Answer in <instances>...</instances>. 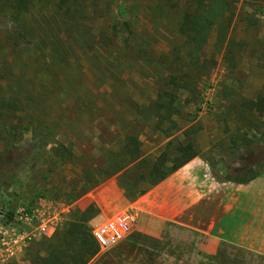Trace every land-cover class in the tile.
I'll return each instance as SVG.
<instances>
[{
	"label": "rangeland",
	"instance_id": "1",
	"mask_svg": "<svg viewBox=\"0 0 264 264\" xmlns=\"http://www.w3.org/2000/svg\"><path fill=\"white\" fill-rule=\"evenodd\" d=\"M6 1L0 0V160L11 161L0 183L4 217L37 203L44 212L74 204L125 163L127 134L157 156L170 140L166 132L183 139L190 128L218 182L236 173V158L249 150L248 159L260 162L236 176L264 174V113L251 104L264 97V0H219L227 3L220 22L194 38L181 24L197 0H70V9L66 0H32L15 17ZM123 22L129 29L117 27ZM158 95L177 96L172 123L157 124ZM218 208L212 202L211 210ZM135 212L132 235L89 264H264L237 242ZM253 212L261 217L245 219L248 238L264 252V225H257L264 206ZM47 239L25 244L8 264H38Z\"/></svg>",
	"mask_w": 264,
	"mask_h": 264
},
{
	"label": "crops",
	"instance_id": "2",
	"mask_svg": "<svg viewBox=\"0 0 264 264\" xmlns=\"http://www.w3.org/2000/svg\"><path fill=\"white\" fill-rule=\"evenodd\" d=\"M216 200L219 208L212 211V202ZM257 204L264 206V174L245 184L218 182L207 159L198 156L141 196L134 195L122 173L115 174L81 196L62 218L64 222L92 225L96 220L104 222L121 212L136 210L194 233L237 242L248 253L264 257V252L253 245L257 238H248L251 223L245 222L261 217L253 212ZM263 218L258 227L264 225Z\"/></svg>",
	"mask_w": 264,
	"mask_h": 264
},
{
	"label": "trees",
	"instance_id": "3",
	"mask_svg": "<svg viewBox=\"0 0 264 264\" xmlns=\"http://www.w3.org/2000/svg\"><path fill=\"white\" fill-rule=\"evenodd\" d=\"M32 2V0H9L8 6L12 9L14 14L12 17L25 14L29 10ZM69 2L70 0H66L68 9L71 7ZM194 2L197 4V6H195V11L197 12L198 9L203 10V12H205L204 16L198 17L195 11H193L194 13L189 12L184 16L181 24V32L188 37L192 36V38H194V35L201 36L202 30H205V28H208V33L215 24H218L224 14L223 12L226 11L227 5L224 1L219 0H212L210 2L197 0ZM3 20L4 19L0 18V21L5 22ZM72 20H75V18H72ZM120 26L124 29H129V24L127 22H123L117 27ZM196 47H198V45ZM201 47L202 46H200V48ZM193 58L195 57L193 56ZM176 102L177 96L175 95H171L169 100H165L163 95H158L155 101L156 111H154V116L157 119L158 125L165 122H173L172 117L178 115L180 112L175 109ZM251 104L255 106V108H260L264 113V97H260ZM161 111H163V113H161ZM189 130L190 128L183 131V139L171 132H166L168 136L165 141L170 140L162 146L163 149L157 156L145 154L140 137L127 134L121 153L125 163L117 168V171L113 175L122 173L125 180L133 187L134 195L141 196L146 194L153 187L157 186L193 159L200 156V150L196 142L190 136ZM253 146L254 144L251 143L247 150L252 149ZM261 146H263L264 149V144ZM252 152L249 150L248 153L246 152L239 155L234 162V165L237 164L236 169L233 168V171H236V173H229L230 175H228L225 180H222V182L229 181L245 184L256 179L259 176V174L256 173L251 176H236L242 173L248 174L258 165L260 160H258V162L248 159V156L250 157ZM9 161H11V158L5 159L4 161L0 160V167L2 171L5 172V176L0 178V183H4L7 177H9ZM239 164L240 166H238ZM242 165L245 166L242 167ZM101 184L102 183L97 184L95 188ZM43 244L44 246L40 249L38 257H36L38 264H89L100 252L99 246L93 237L91 225L89 223L76 221L65 222L62 227L51 238L45 240ZM10 264L19 263L14 261Z\"/></svg>",
	"mask_w": 264,
	"mask_h": 264
},
{
	"label": "built area",
	"instance_id": "4",
	"mask_svg": "<svg viewBox=\"0 0 264 264\" xmlns=\"http://www.w3.org/2000/svg\"><path fill=\"white\" fill-rule=\"evenodd\" d=\"M66 209L44 212L37 203L13 210L12 218L4 217L0 211V264H8L17 258L25 244L41 237L51 238L63 225L62 216ZM137 225L138 214L127 210L97 224L92 234L103 252L128 239Z\"/></svg>",
	"mask_w": 264,
	"mask_h": 264
}]
</instances>
